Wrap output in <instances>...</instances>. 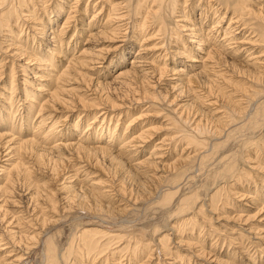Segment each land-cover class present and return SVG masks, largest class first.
Instances as JSON below:
<instances>
[{
  "label": "bare ground",
  "instance_id": "1",
  "mask_svg": "<svg viewBox=\"0 0 264 264\" xmlns=\"http://www.w3.org/2000/svg\"><path fill=\"white\" fill-rule=\"evenodd\" d=\"M50 2L0 0V264L42 241L44 264H238V250L264 264V0ZM61 165L57 196L44 189L40 204L33 167ZM196 175L204 202L196 190L172 198ZM148 183L166 223L145 242L120 222L139 207L128 187ZM14 194L23 207L8 216ZM87 208L96 221L65 246L46 235ZM221 219L237 248L222 257L200 244Z\"/></svg>",
  "mask_w": 264,
  "mask_h": 264
},
{
  "label": "rangeland",
  "instance_id": "2",
  "mask_svg": "<svg viewBox=\"0 0 264 264\" xmlns=\"http://www.w3.org/2000/svg\"><path fill=\"white\" fill-rule=\"evenodd\" d=\"M84 2H85V0H84ZM51 4L49 5V7H52L55 3L53 2V0H51V2H50ZM79 14V13H78ZM63 16H61L60 18H59V22H62L63 21ZM16 29V28H15ZM72 33V30L69 32V36H68V40L70 39V34ZM74 40H72V42H73ZM71 42V43H72ZM129 57H130V55H129ZM0 58H2V56H0ZM6 60H9V58H5ZM6 65L7 66H9V68L8 67H6V68H8L7 69V73H9V71H10V66H11V63L10 62H6ZM115 69L116 68H114V70H113V72L115 71ZM5 78H4V76H3V78H2V80L3 81H1L0 80V86H2V84L3 83H5L6 81H8V75H6L5 74ZM95 76V75H94ZM163 82H167V81H163ZM165 84V83H164ZM169 96H170V94H169ZM167 98H168V96H167ZM157 120H158V118H157ZM233 147V149L235 150V149H237L236 148V146H232ZM236 151V150H235ZM2 164V163H1ZM58 166V165H57ZM33 169H34V173H32V178H37V180H35V182H37L38 184H41L40 186H42L43 187V189H41V187H40V189L42 190V193L45 191V190H47V191H45V192H47V193H45L46 195L48 194V193H51V194H53L52 196V198H55V196H57V194L55 193L54 194V192H55V190L54 189H56V186H58V184H60L63 180V176L65 175V172H67L68 171V168L66 169V171H65V169L63 170V167H62V165L60 166V168H58L55 172L53 171V172H51L50 170L48 171V172H44L43 173V175L41 174V173H38L37 172V168L36 167H33ZM57 172V173H56ZM46 173V174H45ZM50 173V174H49ZM41 174V175H40ZM52 174V175H51ZM45 175V176H44ZM57 175V176H56ZM54 176V177H53ZM66 176V175H65ZM81 177V176H80ZM194 178H190V180H188L187 181V183H185L186 181H185V179H183L181 182H180V185H179V188L181 187V190H179L178 192H177V194H175V193H173L172 194V198L173 197H175V195H181V194H190V192L193 190H196L199 194H200V196H202L201 197V200H199V201H205V195L208 193V192H210L209 191V189H208V185L206 184L207 182L205 181V179L202 177V176H199V175H196V176H193ZM40 178V180H38ZM54 178V179H53ZM168 180V179H167ZM38 181H40V182H38ZM44 181V182H43ZM47 181V182H46ZM170 181V180H169ZM190 181V182H189ZM210 180H208V182H209ZM46 182V183H45ZM171 182H172V180H171ZM206 182V183H205ZM48 183V184H47ZM186 185H185V184ZM19 184V183H18ZM47 184V185H46ZM149 184V183H148ZM148 184H145V185H141V187L139 186V188H138V186H130V187H128V185H126L127 187H128V189L130 190V192L132 193V194H134L135 196L137 195L139 198H137L138 200V202L136 203L137 205V209H136V211H133L131 214H129L128 215V218H127V222H120V223H122V224H124V225H127V226H129V228H136V229H138V230H142V232L143 233H145L144 235H143V237H142V239H143V241H145V242H149L151 239H153V238H155V237H158V236H156V234H152L151 233V229H153V227L155 226V225H163V223H166L165 221H166V213L164 212V211H162V209H158L157 207H158V203H159V198H157V197H154V196H152V194H154L155 193V191H153V190H155L154 189V186L153 185H148ZM182 184V185H181ZM152 186V187H151ZM186 186V187H185ZM209 186H211L210 185V183H209ZM44 187H49V188H44ZM133 187V188H132ZM143 188V189H142ZM45 189V190H44ZM135 190V191H133V190ZM191 189V190H190ZM52 190H54V192H50V191ZM144 190H145V192H144ZM152 190V191H151ZM175 190V189H174ZM237 190H240V189H237ZM149 191V192H148ZM134 192H136V193H134ZM142 194H141V193ZM150 192L152 193L150 196H149V198H148V195L150 194ZM43 193V195H41L40 196V198H39V203L41 204V202L44 200V201H46V200H48V199H46V195ZM45 195V196H44ZM55 195V196H54ZM147 195V196H146ZM136 196V197H137ZM176 196V197H177ZM41 197H43V198H41ZM152 197V198H151ZM175 197V198H176ZM19 200L20 198H19V196H18V194H14V197L12 198L13 200ZM19 198V199H18ZM45 198V199H44ZM207 198H209V197H207ZM232 199H233V201L234 202H236V201H238L236 198L234 199L233 197H232ZM12 200V201H13ZM17 200H16V202H12V201H10V203L8 202L7 204H6V209H8L7 211H8V216H9V212L10 211H14V210H16V209H19V210H21L22 208L21 207H23V206H21V204H23V203H18L17 202ZM145 200V201H144ZM236 200V201H235ZM203 201V202H204ZM244 202H246V201H244ZM46 203H47V201H46ZM154 203V204H153ZM157 203V204H156ZM12 204V205H11ZM156 205H157V207H156ZM57 206H59V209H60V206H61V203H59L58 202V204H57ZM140 208V209H139ZM220 208V209H219ZM218 208V210H217V212L218 213H220L221 212V207H219ZM88 209V208H87ZM251 209H253V208H250V209H248V211H246V214L247 213H249V214H254V212H255V209H253V210H251ZM54 211H56V210H54ZM223 211H227V212H230V211H232L231 209H223ZM81 217H78L76 220L74 219V221H73V218H64V219H62V221H59V222H57V224L55 223H52L51 221L49 222V223H47V224H45V225H47L45 228H47V230H46V235L48 234V236H51L52 235V240L54 241V243L56 244V245H58V247H63V246H65V244H66V241H67V238H68V234L70 233V231H71V229H73V227H74V225L75 224H78L79 222V224H81V223H91V222H93V221H96L95 219H96V215L94 214V213H92L91 211H90V209H88V211L87 210H85V209H83L81 212ZM52 215V216H54L55 214H53L52 212H47V215ZM251 214V215H252ZM80 215V214H79ZM73 217H75V216H73ZM6 218H7V216H6ZM176 219V218H175ZM253 219V218H252ZM252 219H250V221H248V222H250V223H257L256 222V220H252ZM174 221V220H173ZM173 221H169L170 223H172ZM199 221V224H204L203 222H202V220H198ZM254 221V222H253ZM222 222V224H225V223H227V222H225L224 220H220V222H215V221H212V220H210V223L211 224H213L212 226H213V228H216L217 229V231H219V235L218 234H216V233H214L213 232V234H212V232H210V224L209 225H206L205 227H204V229H203V231L201 232L202 233V236H203V243L201 242L200 244H201V246H203L204 248H206L205 249V251H209L210 250V254H216V255H218V256H223L222 254H224V251H227L228 249L229 250H231V249H233V250H236L237 248L235 247V246H233L232 244H229L230 243V241H228V240H225L224 241V243H222L223 242V240H221V239H224V237L225 236H229L230 234L227 232V231H225V229H224V227L223 226H220L219 225V223H221ZM0 223H3V221L1 222L0 221ZM59 223V224H58ZM49 224V225H48ZM232 224H234V223H232V222H229L228 223V226H231ZM215 226V227H214ZM244 227H248L247 225H243ZM139 227V228H138ZM163 227V226H162ZM159 228L160 229V232H162L160 235H162V234H164L165 232H167V230H164V228ZM219 227V228H218ZM143 228V229H142ZM145 228V229H144ZM146 230V231H145ZM51 231V232H50ZM205 231V232H204ZM59 232V233H58ZM159 232V233H160ZM200 232V228H197L196 229V231H195V233L197 234V233H199ZM210 232V233H209ZM220 232L222 233V234H220ZM61 233V234H60ZM204 233V234H203ZM51 234V235H50ZM207 234V235H206ZM215 237V238H214ZM220 238L219 240H218V242H217V245H212V243L214 242V239H216V238ZM174 235L172 236L171 235V241H170V245H169V247H172V248H175L176 247V244H175V242L173 241L174 240ZM45 239V238H44ZM169 243V242H168ZM175 245V246H174ZM44 247H45V243L42 241V243H41V245L38 247V248H36L35 250H33V252H31L30 253V255L27 257V258H25L24 260H23V262L21 263V264H44V260H42V259H44ZM242 251L243 250H238L237 251V253H236V256H234L235 257V259H234V262L235 261H237L238 262V264H239V262H241L240 260H239V257H243V263L244 264H251V263H255V264H260V263H262V261L261 262H259L258 261V258H256L255 256H252L251 258H250V260H249V262H248V260L246 261V257L242 254ZM185 252V251H184ZM212 252V253H211ZM223 252V253H222ZM226 253V252H225ZM251 253L253 254V252L251 251ZM158 253H156V255H157ZM186 255L185 256H188L189 254L188 253H185ZM156 255H154V256H152V258H153V260H154V262H155V260H157L156 259ZM163 254L162 253H160V259H161V261H164L163 260V258H164V256H162ZM43 256V257H42ZM102 259V258H101ZM101 259H99L98 260V262H96V264H100L101 263ZM144 259V258H143ZM244 259H245V261H244ZM256 259V260H255ZM255 260V261H254ZM190 261H192V263H193V261H196L197 263H199L201 260H199V259H197V260H195V258L193 257H191V259H190ZM124 262V263H123ZM122 262V264H125L126 263V260H124ZM130 263V262H129ZM191 263V264H192ZM101 264H103V262L101 263ZM110 264H112V263H110ZM130 264H132V263H130ZM134 264V263H133ZM146 264V263H145ZM185 264H186V261H185Z\"/></svg>",
  "mask_w": 264,
  "mask_h": 264
}]
</instances>
